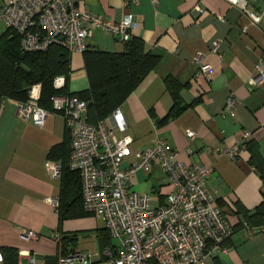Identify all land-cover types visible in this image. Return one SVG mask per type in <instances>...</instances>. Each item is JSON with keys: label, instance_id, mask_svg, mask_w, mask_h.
<instances>
[{"label": "crops", "instance_id": "1", "mask_svg": "<svg viewBox=\"0 0 264 264\" xmlns=\"http://www.w3.org/2000/svg\"><path fill=\"white\" fill-rule=\"evenodd\" d=\"M72 1L79 11L115 23L134 16L139 26L132 30V37L142 40L144 50L159 58L154 70L120 106L128 125L125 134L132 138L131 154L122 167L156 138L179 151L185 164L211 167L207 191L228 224L239 230L228 241L225 253L208 256L201 264H264V235L246 233L240 213H254L263 201L259 174L248 163L245 148L237 161L211 154V150L232 147L248 132L245 142L255 143L264 158V83L257 87L249 84L258 60L264 59V22L252 25L245 14L224 0H157L155 5L151 0L127 4V0ZM7 30L0 18V36ZM214 41L219 42L217 53L210 51ZM86 44L89 49L111 53L125 50V44L99 28L92 31ZM196 55L210 66L209 80L198 75ZM69 58L67 93L87 90L82 54H69ZM167 78L180 86L178 104L186 108L162 122L173 106ZM231 93L237 101L234 116H222ZM47 112L44 125L37 127L18 116L16 101L4 99L0 104V255L2 248H12L18 254L17 264H27L28 255L35 256V264H56L60 256L74 250L91 255L92 264H101L97 253L99 236L106 230L104 223L77 213L61 220L58 208L44 201L60 197V178H50L44 163L50 160V151L65 145L67 138L64 118L52 110ZM187 130L194 131L196 137L189 140ZM131 189L147 194L150 206L156 208L164 204L170 186L154 164L149 174H135ZM24 232L36 238L26 239Z\"/></svg>", "mask_w": 264, "mask_h": 264}, {"label": "built area", "instance_id": "2", "mask_svg": "<svg viewBox=\"0 0 264 264\" xmlns=\"http://www.w3.org/2000/svg\"><path fill=\"white\" fill-rule=\"evenodd\" d=\"M1 1L0 18L19 37L24 53L45 52L56 44L69 54H82L87 48L86 40L97 28L125 44L131 39L132 30L139 26L134 16H125L115 23L101 15L79 11L72 0ZM135 1L127 0L124 4ZM151 1L157 4V0ZM224 1L245 14L252 25L264 22V0ZM218 47L219 42L214 41L210 51L217 53ZM201 57L194 58L198 75L209 80L210 66ZM255 72L249 79L252 87L264 83L263 58L258 60ZM65 87V76L54 78L55 90ZM40 90V84L33 85L27 101L16 102L18 116L31 120L37 127L44 125L48 114L38 105ZM51 103L52 111L64 118L70 136L67 167L79 175L82 209L102 221L110 239L116 242L98 251L101 264H201L206 257L227 251L224 244L231 240L234 231L207 191L211 167L185 164L180 160L179 151L156 138L149 148L136 152L133 161L123 168L124 159L131 154L132 138L125 134L128 125L120 107L106 119L91 124L86 120V103L76 96L56 95ZM236 105L234 94H229L221 115L233 117ZM185 136L192 140L196 133L187 130ZM249 136L246 132L242 141L229 148L211 150V154L237 161ZM154 164L170 186L164 204L156 208L150 206L147 194L131 189L135 174L139 171L149 174ZM44 167L50 178L60 177L58 162L47 160ZM44 201L58 208V199ZM245 231L263 234L264 227H246ZM22 236L36 238L31 232H24ZM59 239L55 236L56 241ZM0 264H3L1 255ZM27 264H35V256L28 255ZM56 264H92V256L73 250L60 256Z\"/></svg>", "mask_w": 264, "mask_h": 264}, {"label": "trees", "instance_id": "3", "mask_svg": "<svg viewBox=\"0 0 264 264\" xmlns=\"http://www.w3.org/2000/svg\"><path fill=\"white\" fill-rule=\"evenodd\" d=\"M84 70L88 81V89L79 93L68 94L67 88L55 90L53 80L57 76H65L66 82L70 72L69 53L62 47L52 44L45 52L24 53L19 46V37L10 29L0 36V104L4 99L25 102L31 86L40 84V98L38 105L42 109L52 110L51 99L56 95H74L86 103V120L95 124L106 119L109 114L120 107L125 99L144 81L154 70L159 58L144 50L142 40L137 37L125 43V50L121 53H111L88 47L82 52ZM173 106L163 119L174 118L186 107L178 104V90L180 86L172 78L165 80ZM65 145L50 151V160L61 165L60 197L58 199V213L61 220L73 216L74 213L86 214L82 209L80 178L67 167L70 144L68 131ZM248 152V163L259 174L263 185V201L250 214L240 210L248 228L264 227V158L258 147L252 141L244 142ZM69 196V201L67 198ZM66 205L70 207L66 208ZM67 215V216H66ZM255 227V228H254ZM239 229H233L234 233ZM264 235V233H263ZM68 239V243L73 239ZM65 239H61L63 242ZM230 241V240H228ZM228 241L224 247H228ZM111 246V239L106 230L99 236V248ZM3 264H17L18 254L12 248H2Z\"/></svg>", "mask_w": 264, "mask_h": 264}, {"label": "rangeland", "instance_id": "4", "mask_svg": "<svg viewBox=\"0 0 264 264\" xmlns=\"http://www.w3.org/2000/svg\"><path fill=\"white\" fill-rule=\"evenodd\" d=\"M114 242V244L116 243L115 241H113Z\"/></svg>", "mask_w": 264, "mask_h": 264}]
</instances>
